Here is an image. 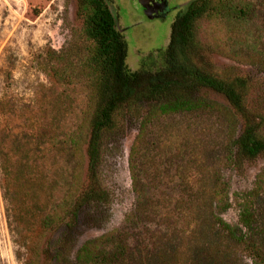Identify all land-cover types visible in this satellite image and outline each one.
<instances>
[{
  "label": "trees",
  "instance_id": "trees-1",
  "mask_svg": "<svg viewBox=\"0 0 264 264\" xmlns=\"http://www.w3.org/2000/svg\"><path fill=\"white\" fill-rule=\"evenodd\" d=\"M253 12L251 0H191L177 13L166 47L132 70L107 1L77 0L84 46L47 50L45 71L60 84L81 78L87 99L74 127L53 136L62 159L54 162L49 193L31 195V206L21 208L41 213L26 264H50L44 237L49 243L62 228L71 232L85 208L110 203L100 169L108 140L126 120L138 122L128 156L134 206L120 227L79 246L74 264H264V167L232 199L223 173L264 156V113L250 105L249 76L211 57L216 51L264 69V25L250 27ZM203 20L210 42L199 36ZM217 127L223 137L214 141ZM32 137L14 134L0 149L4 182L30 193L38 180ZM6 139L4 133L2 144ZM233 205L236 223L223 217Z\"/></svg>",
  "mask_w": 264,
  "mask_h": 264
},
{
  "label": "rangeland",
  "instance_id": "rangeland-1",
  "mask_svg": "<svg viewBox=\"0 0 264 264\" xmlns=\"http://www.w3.org/2000/svg\"><path fill=\"white\" fill-rule=\"evenodd\" d=\"M106 1L126 40L127 64L130 69L137 70L143 57L166 47L177 13L191 0H168L165 19L152 20L146 19L141 7L132 0ZM251 2L254 12L250 27L260 31L264 25V0ZM82 33L77 0H0V149L6 143L9 145L10 138L20 132L33 135L39 144L33 170L38 180H34L32 194L20 189L19 182H4L0 171V264H26L40 237L41 213L35 210L22 213L21 208L31 206V195L38 194L43 198L49 193V185L55 177L54 162L62 159L53 145V136L61 137L74 127L87 99L81 78L74 77L69 84H60L47 75L45 53L49 49L59 52L63 48L84 46ZM199 36L211 41L208 21L200 23ZM211 57L217 66L249 76L253 84L250 105L264 113V69L216 51ZM209 96L226 103L218 94L210 92ZM137 127L135 120L124 121L105 146L100 175L111 194L110 203L85 208L71 232L66 233L62 228L51 236L49 243L46 242L50 235L44 237V246L53 249L50 264H74L75 253L85 241L123 224L135 202L128 156ZM212 132L214 141L223 137L219 127ZM4 133L7 139L2 144ZM37 133L41 134L40 138ZM262 167L264 156L245 162L240 170L230 168L223 171L231 199L238 192L252 187L255 175ZM52 194L57 197L59 191L54 188ZM223 217L236 223V205ZM56 249L60 255H55Z\"/></svg>",
  "mask_w": 264,
  "mask_h": 264
},
{
  "label": "water",
  "instance_id": "water-1",
  "mask_svg": "<svg viewBox=\"0 0 264 264\" xmlns=\"http://www.w3.org/2000/svg\"><path fill=\"white\" fill-rule=\"evenodd\" d=\"M142 9L146 19H165L168 13V0H132Z\"/></svg>",
  "mask_w": 264,
  "mask_h": 264
}]
</instances>
